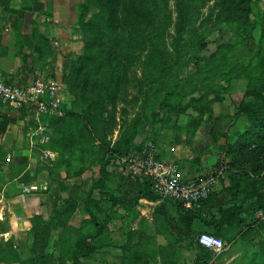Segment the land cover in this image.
<instances>
[{
	"label": "trees",
	"instance_id": "1",
	"mask_svg": "<svg viewBox=\"0 0 264 264\" xmlns=\"http://www.w3.org/2000/svg\"><path fill=\"white\" fill-rule=\"evenodd\" d=\"M205 5L206 0H86L85 10L97 11L92 13L90 18H84L83 15L77 22V28L83 34L84 46L88 48L89 45H96L103 37L107 40V50L104 51L105 56L95 52L85 53L80 62L72 65L64 77V84L73 99L62 120L54 117L49 119L52 139L47 148L58 154L54 160L55 169H65L67 174H71L77 170L80 162L87 161L90 165L97 163L101 176L99 188L110 191V184L117 186L118 175L108 170L110 163H115L117 157L142 147V144H135V139L143 132L145 111L150 107L154 95L169 87L162 96L159 110L171 107L169 102L174 98L180 100L177 86L182 83L180 89L183 90L192 82L189 77H180L182 69L190 64L195 67L201 65L202 57L198 54L206 49L207 41L206 33L200 32V29L205 25L212 22L218 25L237 22L239 28L244 31L247 30L244 23L251 14L254 15L258 18L256 24L261 27V48L258 52L262 55L264 11L259 6V0H220L204 15L202 9ZM253 26L256 25L252 24ZM143 53H146L142 63L146 89L141 112L119 127L118 137L112 142L110 137L114 132V116L105 113L107 105H117L127 84L128 67L136 59H141ZM212 59L213 57L211 63H208L209 67L213 63ZM255 73L257 78L263 81L264 64ZM82 74L84 77L80 78ZM86 90L91 91L89 96L85 95ZM246 95L252 96L254 102H241L232 116L228 117L234 121L244 116L246 123L243 130L236 135L235 141L228 143L229 148L225 150L227 156L232 157L229 166L237 168L238 171L229 176L230 185L227 190L232 195L239 196L250 186L252 195L246 192L244 198H255L257 208L252 212L255 215L264 207V179L260 178L264 162L259 160L261 154H256L259 150L264 151V95L261 89L250 87ZM200 103V99L192 98L188 105L174 110L185 113L188 107L192 106L198 110L201 117L212 112L209 106L199 105ZM202 120H199L195 130ZM152 141L156 143L154 139ZM134 180L143 185V190L133 202L140 198L159 199L151 191L147 179ZM212 195L213 193L206 200L200 201L199 205L205 204ZM61 201L48 221L39 216L32 218V227L23 246L30 254L26 255L27 260L21 256L22 246H17L12 239H1L0 263L35 264V260H38V264H65L63 240L55 259L47 253L52 231L61 227L64 234L66 233V240L71 239L72 233H78L74 241L70 240L67 250L70 264H79L82 259L92 257L110 247L121 251V264H159L158 259H170V256L171 262L166 264H184L177 261V251L172 249L171 252V248L176 245L169 240L165 246L154 248L152 237L135 242L130 239L133 233H129L128 239L121 244L107 240L111 216L106 212L107 208H101L100 201L94 199L91 191L87 193L83 207L88 215L89 229L79 230L69 226L75 209L74 201ZM173 203L177 206L179 214H187L211 230L201 231L197 235L205 232L219 237L229 248L239 237L252 231L251 225H246V221L241 218L243 204L218 208L209 217L204 218L196 214L194 208L185 209L181 203ZM256 222L253 221L254 224ZM259 226L261 229L264 227L262 224ZM258 238L250 264H264V238ZM193 243L196 249L204 254L199 263L207 264L211 258L210 252L199 245L197 239Z\"/></svg>",
	"mask_w": 264,
	"mask_h": 264
},
{
	"label": "rangeland",
	"instance_id": "2",
	"mask_svg": "<svg viewBox=\"0 0 264 264\" xmlns=\"http://www.w3.org/2000/svg\"><path fill=\"white\" fill-rule=\"evenodd\" d=\"M2 1L9 4L8 0ZM217 1L220 0H206V5L202 9V13L206 15L208 10ZM10 2L12 5V7H10L14 9L12 12L13 17H17L20 20L24 19L31 31L30 37L26 38L24 42L27 44V47L31 46L34 51L35 56L30 58V64L33 65L35 73L33 78L29 79L26 86L32 84L35 79L41 78L53 81L58 88V106L56 111L54 113L48 112L39 117V120H43L44 122L43 132L47 137V141L42 145L47 148V145L52 139V127L50 126L49 119L54 117L62 120L65 111L71 107V101L73 99L64 84L65 75H67L72 65H76L80 62L85 53L95 52L105 56L106 53L104 51L107 50V40L102 37L96 45H89L88 48L84 46L83 34L77 28V22L83 15H85L84 18H90V15L97 11L96 9L85 10L84 5L86 4V0H10ZM259 6L264 11V0H259ZM256 23H258V18H255V16L251 14L248 21L244 23L247 27V30L244 31L239 28L237 22L221 25L212 22L200 29V32L203 31L206 33L207 41L206 49L198 54V56L200 55V57H202L201 65L200 67H195L193 64H190L184 67L180 74V77H189L192 82L183 90L180 89L182 83L177 86L176 91L180 96V100L178 101L177 98L172 100L169 99L171 100V102H169L171 107H163L162 110H159L162 96L169 87H166L153 96L150 107L145 111L146 119L142 124L143 132L135 139L136 145L142 144L143 146L154 139L158 147H160V145L163 146L164 141L170 139L171 133L175 132L178 137H183L186 133L190 134L197 127L201 119H203L202 123H204L205 120L217 122L227 119L229 121L228 124L235 122V128H233L232 131L243 130L246 123L244 116L234 121H232V119L230 120L228 117L232 116L241 102H254L252 96L247 97L246 95L249 87L261 89L264 95V79L262 81L257 78L258 75L255 73V71L261 69V65L264 64V49L262 55L258 52L261 48V27ZM252 24L256 26L252 27ZM21 41L23 42L22 39ZM219 48L221 49L219 50ZM145 55L146 53H143L141 59H136L135 62L128 67L127 84L122 90L121 99L118 101L117 105L113 107L110 104L107 105L105 113L114 116V132L110 137L112 142L116 141L118 137V132L120 131L119 127L123 126L126 121L129 122L132 120L141 112L146 89L143 83L145 74L142 67ZM212 57L213 63L209 67L208 63H211L210 60ZM83 77L84 75L82 74L80 78ZM90 93V90L85 91V95L87 96H89ZM192 98L200 99L201 103L199 105L209 106L212 112L203 116V118L200 116L198 110H195L192 106H189L185 113H178L174 110L178 107H185ZM139 138L141 141L136 143ZM47 150L49 149L47 148ZM49 151L56 153L53 150ZM256 154H261L259 155V160H263L264 162V151L259 150ZM260 164L261 163H258V165ZM115 168H118V166L113 162L110 163L108 170L114 172L116 170ZM99 169L97 163L90 165L86 161L80 162L77 170L72 171L71 174H67L65 169H56L57 171L54 170L53 172L55 173L53 174L54 176H51L53 188L59 192V202L65 199H72L74 201L75 209L68 225L75 229L79 228L80 230L81 228L84 230L90 228L88 224V215L83 209L84 199L89 191L92 192L95 200L100 201L101 208L103 209L107 208V202L103 200L106 197L105 193H119L118 187H116L115 184L109 185L112 189L110 191H104L99 188L101 184ZM260 175L262 180L264 177V170L260 172ZM46 187L48 189L47 185ZM253 221L257 222L254 224ZM132 222L131 220V223ZM193 222H196V220H191L187 223L184 222L182 226L179 227L181 233L178 234L177 243H175L178 247L177 261H184L182 262L184 264H186V260L189 263L190 261L193 262V257L195 255H198V264H200V260L202 261L204 256L202 252L196 249L193 243L198 237L197 234L203 230H196ZM260 224L264 225V222L257 217L256 213L248 224L251 225L252 231L247 234L245 233V235L239 237L230 248L228 247V250L216 260V264H250L251 255L259 240L258 237L261 236L264 238V227L261 229L259 226ZM135 226L136 225H127L125 229V232L129 231L133 233L130 237L132 241L134 240L136 242L142 238L146 239L152 237L151 235H153V233L148 234L149 230L143 231L142 227L139 229L142 232H134L131 230ZM112 233L113 232L109 230L106 237L110 242H112ZM117 235L118 233L114 236ZM65 236L66 233L64 234V230L61 227L52 231L47 253L55 259L59 254V245L63 240L65 249L64 261L65 264H70L71 261L69 260L67 250L70 240L74 241L78 233H72L70 240H66L67 238ZM163 236H161L163 240H169L167 234ZM172 237H174V235ZM1 239L6 241L4 237ZM126 239L128 238L124 237L121 242L117 241L118 239L115 241H117L116 244H120ZM156 240L158 242L159 238ZM13 241L16 243L15 240ZM24 243H16V245L23 247ZM22 249H24V247ZM22 249L20 250L23 251ZM118 250V248L117 250H110L111 253L109 254L120 253ZM97 254L98 256L95 254L94 257L82 259L79 264L115 263L111 258H108L110 255H105V250ZM26 255H30L29 252H27ZM26 255H21L25 256L24 260H27ZM115 260L114 257V261ZM158 260L159 264L170 263V259L168 258ZM210 260L211 258L208 262ZM37 261L38 260H35V264L39 263Z\"/></svg>",
	"mask_w": 264,
	"mask_h": 264
},
{
	"label": "crops",
	"instance_id": "3",
	"mask_svg": "<svg viewBox=\"0 0 264 264\" xmlns=\"http://www.w3.org/2000/svg\"><path fill=\"white\" fill-rule=\"evenodd\" d=\"M8 3L0 0V80L18 86H26L35 73L33 65L30 64V58L35 56L34 51L24 42L26 38L30 37L31 31L24 19L13 17L14 9L11 8L10 0ZM228 123L227 119L217 122L205 120L197 130L194 129L183 137H178L175 132L171 133L170 139L164 141V145H160L158 148L161 158L172 159L179 164L185 179H197L220 170L222 177L219 186L205 204L194 208L196 214L205 218L218 208L243 204L241 218L248 225L255 216L252 212L257 208L255 198H251V196L248 197L249 199L244 198L246 192L248 195H252L251 187L247 186V191L239 196L232 195L227 190L230 185L229 176L231 173H238V171L237 168L229 166L232 157H228L225 150L229 148L228 143L235 141L239 132L232 131L235 128V122ZM41 125H44L43 120L40 121L36 118L33 110L0 104V239L2 237L6 240L12 239L17 244L25 242L27 233L32 227L33 217L39 216L44 221L50 219L60 198L59 192L54 190L51 182L53 174H55L53 172L56 170L54 160L57 158L49 160L44 156L45 152L50 149L47 150L44 145L40 144L39 137L35 134ZM140 141L139 138L136 143ZM115 169L113 173L118 175L117 186H115L118 187L119 193L109 194L106 192V197L103 199L107 202L106 212L111 216L109 225V230L113 232L111 243L121 242L124 237L130 235L131 232H125L127 225H136L132 229L130 228L134 232H142L139 230L142 227L143 231L149 230L148 234L153 233L151 235L154 239L153 248L165 246L166 241L161 238L165 234L169 236L170 242L177 243L178 234L181 233L179 227L184 222L187 223L195 219L187 214H179L177 206L170 200L140 198L133 202V199L142 192L143 185L126 175L120 167ZM23 184H47L48 189L23 193ZM193 223L196 230L211 231L197 220ZM239 229L238 227L237 230ZM117 233L118 235L114 236ZM173 235L174 237H172ZM157 238H159L158 242ZM172 249L178 252L177 246L171 248V252ZM110 250L117 249L106 248V256L110 255ZM118 251L120 253L108 257L115 262L113 264H121V251ZM22 254H27L25 249L21 251ZM193 259V262L189 263L186 260L185 263L198 264V255H195ZM182 262L184 261H180V263Z\"/></svg>",
	"mask_w": 264,
	"mask_h": 264
},
{
	"label": "built area",
	"instance_id": "4",
	"mask_svg": "<svg viewBox=\"0 0 264 264\" xmlns=\"http://www.w3.org/2000/svg\"><path fill=\"white\" fill-rule=\"evenodd\" d=\"M57 91L53 81L41 78L35 79L25 87L0 80V104L33 110L39 119L41 115L56 111ZM43 131V125L35 131L41 144L47 141ZM44 156L54 160L57 154L47 151ZM115 164L132 178L147 179L151 191L159 198L179 202L185 209H193L200 201L206 200L219 186L222 177L220 170H216L197 179H185L179 164L172 159L161 158L159 148L152 140L136 151L117 157ZM46 185L23 184L22 192L31 193L40 189L45 191ZM257 217L264 222V207L257 212ZM197 241L211 254V260L207 264H216V260L228 250V245L223 239L205 232L198 235Z\"/></svg>",
	"mask_w": 264,
	"mask_h": 264
}]
</instances>
